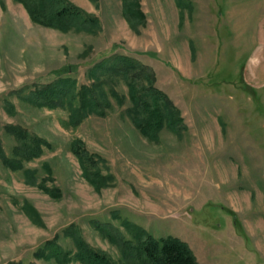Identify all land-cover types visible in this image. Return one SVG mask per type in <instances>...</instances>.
Here are the masks:
<instances>
[{"label":"rangeland","instance_id":"1","mask_svg":"<svg viewBox=\"0 0 264 264\" xmlns=\"http://www.w3.org/2000/svg\"><path fill=\"white\" fill-rule=\"evenodd\" d=\"M71 1L97 15L100 29L61 31L34 22L21 2L0 0L3 148L12 157L18 144L9 124L48 143L24 162L37 185L0 159V264H60L48 256L50 241L65 264H81L68 232L75 227L93 248L130 264L121 246L134 240L126 221L185 240L199 264H264V0H141L147 22L134 26L122 0ZM116 55L153 68L156 85L182 111L180 132L143 135L126 113L122 78L111 77L124 104L111 95L105 114L78 126L68 109L33 98L59 76L91 84L93 68ZM77 138L106 159L100 168L112 178L101 190L71 150Z\"/></svg>","mask_w":264,"mask_h":264},{"label":"trees","instance_id":"2","mask_svg":"<svg viewBox=\"0 0 264 264\" xmlns=\"http://www.w3.org/2000/svg\"><path fill=\"white\" fill-rule=\"evenodd\" d=\"M17 1L25 6L34 22L61 31L73 28L95 33L101 27L97 15L89 13L71 0ZM122 1L124 16L131 26L146 24L147 14L143 10L141 0ZM71 70L65 68L64 72ZM62 72L59 70L58 74L61 75ZM90 74L94 81L81 86H78L76 79L71 76H59L54 82L36 88L33 98L41 106L68 109L69 123L78 126L91 114H105L111 106V95L116 97L120 104H124L126 97L113 85L111 77L122 78L128 86V98L131 103L126 108V113L143 135L155 139L164 127L180 132L179 128L185 126L181 109L156 85L155 71L149 65L128 55H116L103 60ZM6 131L14 135L18 144L14 155L10 157L6 154L0 138V159L13 170L24 169V162L40 157L44 151L43 146L48 145L44 138L31 134L21 125L9 124ZM71 144V150L77 157L84 176L96 190L108 185L112 175L104 174L100 168V163L105 164L106 159L91 152L80 138ZM45 166L51 175V167ZM24 170L26 182L37 185L34 171ZM38 186L53 196L59 195L58 188H50L44 183H39ZM23 208L33 219L38 220L33 205L25 203ZM126 225L132 228L134 240L123 239L121 246L123 255L128 258L130 264H199L195 252L185 240L173 235L155 237L143 227L133 226L127 221ZM68 232L76 243V258L81 264H118L105 252L93 248L76 227ZM48 244L52 249L48 256L56 258L60 264H65L66 258L61 256L59 246L52 241Z\"/></svg>","mask_w":264,"mask_h":264},{"label":"crops","instance_id":"3","mask_svg":"<svg viewBox=\"0 0 264 264\" xmlns=\"http://www.w3.org/2000/svg\"><path fill=\"white\" fill-rule=\"evenodd\" d=\"M146 64V63H145Z\"/></svg>","mask_w":264,"mask_h":264}]
</instances>
